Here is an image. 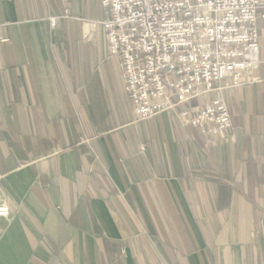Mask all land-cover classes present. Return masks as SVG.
<instances>
[{
	"label": "crops",
	"instance_id": "1",
	"mask_svg": "<svg viewBox=\"0 0 264 264\" xmlns=\"http://www.w3.org/2000/svg\"><path fill=\"white\" fill-rule=\"evenodd\" d=\"M102 19L0 0V264H264V21L259 80L222 94L232 129L207 143L173 111L136 121Z\"/></svg>",
	"mask_w": 264,
	"mask_h": 264
},
{
	"label": "built area",
	"instance_id": "2",
	"mask_svg": "<svg viewBox=\"0 0 264 264\" xmlns=\"http://www.w3.org/2000/svg\"><path fill=\"white\" fill-rule=\"evenodd\" d=\"M108 54L119 59L136 121L173 111L207 143L232 129L222 94L257 83L264 0H101ZM56 20L50 19L55 26ZM88 25V24H87ZM200 107L178 110L191 100ZM9 208L0 190V218Z\"/></svg>",
	"mask_w": 264,
	"mask_h": 264
},
{
	"label": "rangeland",
	"instance_id": "3",
	"mask_svg": "<svg viewBox=\"0 0 264 264\" xmlns=\"http://www.w3.org/2000/svg\"><path fill=\"white\" fill-rule=\"evenodd\" d=\"M51 19H52V18H51ZM86 24H88V26H89V23H86ZM50 27H52V28H55V27H56V24H55V26H54V27H53V26H51V25H50Z\"/></svg>",
	"mask_w": 264,
	"mask_h": 264
}]
</instances>
